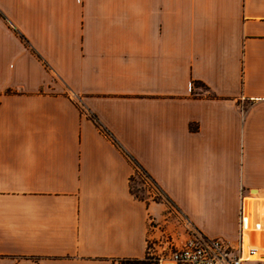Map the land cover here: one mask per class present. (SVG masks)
I'll use <instances>...</instances> for the list:
<instances>
[{
  "label": "crops",
  "instance_id": "0c3cea01",
  "mask_svg": "<svg viewBox=\"0 0 264 264\" xmlns=\"http://www.w3.org/2000/svg\"><path fill=\"white\" fill-rule=\"evenodd\" d=\"M188 224L264 252V0H0V264L168 262Z\"/></svg>",
  "mask_w": 264,
  "mask_h": 264
},
{
  "label": "built area",
  "instance_id": "2783aa9c",
  "mask_svg": "<svg viewBox=\"0 0 264 264\" xmlns=\"http://www.w3.org/2000/svg\"><path fill=\"white\" fill-rule=\"evenodd\" d=\"M87 115H92L86 112ZM242 230L247 232L263 230L262 222H249L241 216ZM189 237L183 246L176 248L167 262L160 259V264H253L264 261L261 245L251 240L241 239L238 247L219 237H209L192 224H188ZM167 262V263H166Z\"/></svg>",
  "mask_w": 264,
  "mask_h": 264
},
{
  "label": "rangeland",
  "instance_id": "374dc122",
  "mask_svg": "<svg viewBox=\"0 0 264 264\" xmlns=\"http://www.w3.org/2000/svg\"><path fill=\"white\" fill-rule=\"evenodd\" d=\"M134 186H135V189L138 191V193L143 197H149L150 194H153V189L144 186V184H141L138 181L134 183ZM167 237H168L167 241H172L173 238L169 234ZM175 241H174V243H177V241H179L177 237H175ZM151 248H152L151 253L153 255L152 256L153 257V260H152L153 264H160V259L168 258L170 256L172 245L171 244L167 245L166 248L165 247L158 248L157 246H154L153 244H151ZM173 248H175V247H173Z\"/></svg>",
  "mask_w": 264,
  "mask_h": 264
},
{
  "label": "trees",
  "instance_id": "16d2710c",
  "mask_svg": "<svg viewBox=\"0 0 264 264\" xmlns=\"http://www.w3.org/2000/svg\"><path fill=\"white\" fill-rule=\"evenodd\" d=\"M152 260H153V257L150 255H147L143 259H137V258L124 259L122 260V264H153Z\"/></svg>",
  "mask_w": 264,
  "mask_h": 264
},
{
  "label": "bare ground",
  "instance_id": "6f19581e",
  "mask_svg": "<svg viewBox=\"0 0 264 264\" xmlns=\"http://www.w3.org/2000/svg\"><path fill=\"white\" fill-rule=\"evenodd\" d=\"M253 210V209H252ZM261 232V231H260ZM261 256L264 258V252L261 253Z\"/></svg>",
  "mask_w": 264,
  "mask_h": 264
},
{
  "label": "water",
  "instance_id": "95a60500",
  "mask_svg": "<svg viewBox=\"0 0 264 264\" xmlns=\"http://www.w3.org/2000/svg\"><path fill=\"white\" fill-rule=\"evenodd\" d=\"M167 264H171V263H167Z\"/></svg>",
  "mask_w": 264,
  "mask_h": 264
}]
</instances>
